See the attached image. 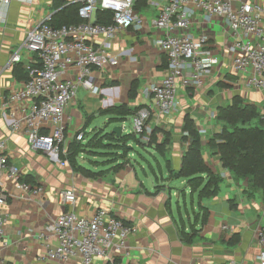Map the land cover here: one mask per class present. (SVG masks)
<instances>
[{
    "label": "crops",
    "instance_id": "crops-1",
    "mask_svg": "<svg viewBox=\"0 0 264 264\" xmlns=\"http://www.w3.org/2000/svg\"><path fill=\"white\" fill-rule=\"evenodd\" d=\"M75 2L80 1L12 0L6 20H0V139L7 142L10 164L20 169L21 182L30 186L19 188L7 172L2 176L8 201L3 208L5 243L0 245V257L10 264H76V258L48 257L49 249L58 244L49 227L63 211L92 217L104 208L134 227L117 264H255L261 250L257 232L264 226V193L253 190L248 178H235L222 165L217 148L209 146L222 126L212 114L217 116L219 107L235 96L264 113V89L250 85L249 75L234 67L229 51L234 34L226 18L194 16L192 31L209 36L219 63L200 86L181 87L179 109L164 117L154 115L150 142L129 140L127 155H117L110 138L104 136L115 126L130 134L125 120L141 105L152 103L144 97V88L167 75V58L158 45L164 32L154 22L164 0H137L135 10L144 18V28L124 29L111 38L109 53L119 62L95 71L100 93L81 88L67 107L68 127L59 158L34 150L24 132L11 130L6 119L12 111L17 117L23 112L19 103L9 101V95L27 79L29 56L23 54L20 64H10L11 57L29 28L54 15L58 5L63 8ZM105 41L103 34L91 38L96 46ZM65 76L73 77V71ZM98 116H105L104 121L94 125ZM187 116L202 137L205 161L222 176L217 194L203 200L200 192L209 181L207 173L198 175L202 181L195 186L188 177L171 176V170L180 169L191 143L184 128ZM80 132L83 140L77 139ZM101 137L106 145L99 141ZM146 154L155 159L157 168ZM68 189L75 192L76 202L63 205L58 195ZM98 264L109 263L99 258Z\"/></svg>",
    "mask_w": 264,
    "mask_h": 264
},
{
    "label": "built area",
    "instance_id": "built-area-1",
    "mask_svg": "<svg viewBox=\"0 0 264 264\" xmlns=\"http://www.w3.org/2000/svg\"><path fill=\"white\" fill-rule=\"evenodd\" d=\"M12 0H0V20H6V11ZM80 21L55 26L48 15L26 31L10 64L22 61L28 54V78L13 89L10 102L22 106V116L11 112L7 122L13 132H24L34 150L45 151L59 158L65 143L68 127L67 107L77 98L81 88L100 93L102 88L95 80V71L118 64V58L109 53L111 38L116 32L144 28V18L135 10L137 0H79ZM165 4L155 18V25L164 32L158 45L167 58V75L160 82L146 85L145 98L152 103L143 105L133 116V132L142 141L150 142L151 118L168 116L181 105V87H198L211 68L219 63V57L205 33L191 29L196 15L205 20L226 18L234 34L229 46L235 69L249 75L250 85L264 89V5L263 0H164ZM99 10L111 11L113 21L100 23L96 19ZM105 35L107 41L96 46L91 38ZM73 71V77L65 74ZM216 117V114H212ZM205 133V130H200ZM84 139V133L77 135ZM62 164H65L62 162ZM17 182L19 188L29 190L21 182V171L10 164L7 142L0 139V245L5 243L6 217L3 212L8 201L4 189L3 174ZM40 192L41 188H36ZM63 205L76 202L71 189L59 192ZM58 244L49 249L48 257L68 260L76 258V264H98L105 258L109 264H117L116 258L127 248V239L134 231L124 219L98 209L92 217H84L74 210L63 211L50 225ZM261 250L255 264H264V226L257 232ZM0 264H10L0 257Z\"/></svg>",
    "mask_w": 264,
    "mask_h": 264
},
{
    "label": "trees",
    "instance_id": "trees-1",
    "mask_svg": "<svg viewBox=\"0 0 264 264\" xmlns=\"http://www.w3.org/2000/svg\"><path fill=\"white\" fill-rule=\"evenodd\" d=\"M60 6L61 4L57 6L59 9L52 16L51 24L61 26L80 21L78 10L81 2L65 5L63 8ZM97 21L110 24L113 21V13L99 10ZM142 106L134 110L135 113ZM216 120L222 126L220 131L210 138L209 146L217 148L222 165L235 178H248L253 190H262L264 193V113L254 104L245 102L241 96H235L230 104L219 107ZM184 128L191 135V143L183 155L180 169L171 170V176L188 177L190 185L195 186L202 181V177L198 175L207 173L209 181L201 190L200 199L211 198L217 194L222 176L213 171L205 161L202 153V137L193 120L188 116ZM106 136L110 138L109 145L115 147V153L120 156L127 155L130 151L129 140L142 141L134 132L121 136L112 132L105 134L104 137ZM99 141L106 145L102 137ZM118 151H121V154ZM72 162L75 164L73 158Z\"/></svg>",
    "mask_w": 264,
    "mask_h": 264
},
{
    "label": "rangeland",
    "instance_id": "rangeland-1",
    "mask_svg": "<svg viewBox=\"0 0 264 264\" xmlns=\"http://www.w3.org/2000/svg\"><path fill=\"white\" fill-rule=\"evenodd\" d=\"M104 117L105 116H101V117L98 116L94 120V125H100L102 123V121H104ZM123 124L126 127V130H127L126 132L133 133V117H129L127 120H125V122ZM138 151H140L141 153H144L143 150H138ZM151 152H153V151H151ZM154 154L156 155L155 152H154ZM144 155H145V153H144ZM156 156H158V155H156ZM146 157L149 158V159H151V161L153 162L155 168H157V163H156L155 159L153 157H151L149 154H146ZM136 158H139V157L137 156ZM164 166H165V164H164ZM147 170H148L149 174L153 175V173H152V171H151V169L149 167H148ZM189 207H191V203L190 202H189Z\"/></svg>",
    "mask_w": 264,
    "mask_h": 264
},
{
    "label": "water",
    "instance_id": "water-1",
    "mask_svg": "<svg viewBox=\"0 0 264 264\" xmlns=\"http://www.w3.org/2000/svg\"><path fill=\"white\" fill-rule=\"evenodd\" d=\"M117 136H121L123 133V126H115L112 130Z\"/></svg>",
    "mask_w": 264,
    "mask_h": 264
}]
</instances>
